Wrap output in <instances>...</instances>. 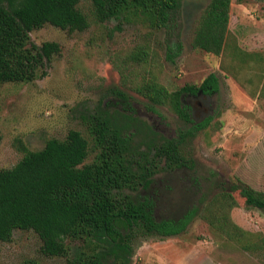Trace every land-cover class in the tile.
Masks as SVG:
<instances>
[{"label":"trees","instance_id":"trees-1","mask_svg":"<svg viewBox=\"0 0 264 264\" xmlns=\"http://www.w3.org/2000/svg\"><path fill=\"white\" fill-rule=\"evenodd\" d=\"M80 1L0 0V85L29 83L45 75L47 63L59 48L52 42L36 45L30 32L48 24L68 31L85 30L88 23L77 9ZM88 1L101 23L119 20L126 11H141L151 28L165 33L166 60L173 62L179 54V0ZM230 4L231 0L209 1L193 31L194 49L214 56L224 51ZM144 55L139 50L131 59L140 63ZM232 55L227 71L239 80V73L253 70L255 81L247 80L252 86L249 92L264 100V54L235 47ZM218 91L213 73L200 84H186L174 91L154 77L138 85L136 92L146 99L148 111L157 113V106H166L182 121L173 137H165L135 114L132 98L113 89L111 100L100 105L105 108L93 128L94 138L104 148L101 163L82 166L87 142L77 131H70L64 141L49 140L41 150L26 151L12 168L0 170V242H9L17 230L33 231L46 257H67L69 240L79 247L68 264H131L136 239L184 233L198 207L187 209L178 218L157 220L155 201L148 191L157 174L185 170L202 193V177L185 147L211 126L212 118L195 125L185 97ZM113 100L120 106H113ZM202 195L199 218L209 229L223 241L250 255L260 254L264 260V235L245 231L230 216L240 206L264 215V191L234 178L210 197Z\"/></svg>","mask_w":264,"mask_h":264},{"label":"rangeland","instance_id":"rangeland-1","mask_svg":"<svg viewBox=\"0 0 264 264\" xmlns=\"http://www.w3.org/2000/svg\"><path fill=\"white\" fill-rule=\"evenodd\" d=\"M179 1L181 50L173 62L165 58V33L151 28L141 11H126L119 20L101 23L92 3L82 0L77 9L88 23L85 30L49 24L32 30L33 43L52 42L59 51L47 63L44 76L29 83L0 85V170L12 168L26 151L41 150L49 140L64 141L70 131H77L87 142L82 166L101 163L104 148L94 138L93 128L105 108L100 105L111 100L113 89L132 98L131 106L142 121L160 135L173 137L181 125L178 117L166 106H157V113L148 111L136 87L154 77L174 91L200 84L213 73L218 93L185 97L195 119L216 114L211 126L185 147L203 179L199 177L202 193L185 170L157 174L148 191L157 220L178 218L196 206L199 211L178 236L136 239L131 264H264L260 254L250 255L223 241L199 218V197H210L234 178L264 191V100L249 92L252 86L247 80L255 81L253 70L239 73V80L227 71L235 47L264 54V0H231L226 47L219 56L191 45L197 20L210 0ZM139 50H144L145 59L134 63L131 55ZM200 99L203 105L198 107ZM230 216L245 231L264 235V215L258 210L240 206ZM66 245L67 257H46L33 231L17 230L9 242H0V264H68L79 244L67 240Z\"/></svg>","mask_w":264,"mask_h":264},{"label":"flooded vegetation","instance_id":"flooded-vegetation-1","mask_svg":"<svg viewBox=\"0 0 264 264\" xmlns=\"http://www.w3.org/2000/svg\"><path fill=\"white\" fill-rule=\"evenodd\" d=\"M213 95V94H212ZM210 95H205V94H199L198 96H187L188 98H201V97H209ZM201 100V99H200ZM198 101L197 103V105H198V107H200V106H202L203 105V100H201V101ZM113 106H120V104H119V102L117 101V100H113ZM186 105H187V108H188V111H189V115H190V118H191V120L193 121V123L195 124V125H200L201 123H203L204 121H206L207 119H209V118H213L216 114H214V115H212V114H209V115H207L206 117H203L202 119H195V117H194V109L191 107V105L190 104H188V103H186ZM133 107V106H132ZM203 113H204V111H202ZM179 119V118H178ZM180 120V119H179ZM180 123H181V125H182V121L180 120Z\"/></svg>","mask_w":264,"mask_h":264}]
</instances>
